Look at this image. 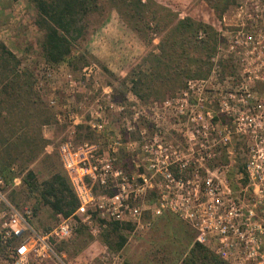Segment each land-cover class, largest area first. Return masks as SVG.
I'll use <instances>...</instances> for the list:
<instances>
[{
	"label": "rangeland",
	"instance_id": "obj_1",
	"mask_svg": "<svg viewBox=\"0 0 264 264\" xmlns=\"http://www.w3.org/2000/svg\"><path fill=\"white\" fill-rule=\"evenodd\" d=\"M154 2L178 18L189 17L214 30V51L209 58L202 59V67L207 64L210 71L204 79L181 77L177 79L180 84L152 82L148 73V77L142 75L141 86H135L138 93L135 95L132 83L140 75L138 70L146 74L148 61L159 54V38L165 31L151 22L147 25V36L138 38L130 28L128 0H96V11L85 19L84 38L72 47L75 57L85 54L84 61H78L73 67L67 63L52 66L53 79L43 81L39 90L40 82H35V78L45 62L38 49L42 35L33 24L34 8L28 0H0V44L18 60V72L31 73L34 100L49 117L40 127L45 158L32 161L33 147L19 146L23 152L16 150V155L12 154L16 156L12 165L14 177L10 182L0 180V214H7L4 200L16 210L31 208L29 226L35 231L47 232L58 223L59 217L53 216L46 207L38 206L33 211L37 203L20 182V166L27 162L38 180L48 176L50 162L57 164L64 174L55 146L70 132L73 121L70 137L74 145H95L106 156L110 154L107 147L118 144L112 167L127 177L132 175L135 186L141 184L135 177L137 174L148 177L152 173L147 170V154L143 148L149 149L155 141L167 152L177 150L183 157L186 166L179 174L182 180H190L198 187L199 197L203 198V184L210 179L220 189L223 200H230L243 214L251 212L254 222L264 221L261 212L264 210V0H234L220 15L203 0ZM148 10H157V7L151 6ZM164 23L165 20L159 27ZM197 35L202 38V33ZM242 35L250 36L251 41ZM180 49L175 47L174 61L165 60L159 65L160 72L165 68L170 70L173 63L180 68L184 66L185 61L178 57ZM142 60L146 63L136 68ZM89 65L93 68L92 74L84 80L80 70ZM65 74L83 84L78 93L67 90ZM4 99L0 100L1 106L8 104ZM49 99L54 100L53 106H48ZM89 112L104 123L102 132H93L87 126ZM17 116L0 123V130L12 125L15 128ZM132 158L135 164L131 163ZM18 164L21 165L18 167ZM241 164L252 179H244L238 171ZM114 183L112 179H107L104 186L93 183L91 192L111 195ZM146 183L149 187H144L133 202L140 208L136 223L119 224V231H114L109 225L114 222L102 224L92 213L97 232L92 237L78 219L70 218L71 236L56 246L61 251L55 250L61 241L54 242L56 257L29 264H182L197 244L194 232L185 220L168 210L159 215L152 213L151 208L159 200L158 186L163 182L153 177ZM241 222L235 223L238 231ZM119 237L124 240L121 247H118ZM233 243L235 246L225 260L216 253V240H211L206 247L200 245L207 251L209 261L204 263L198 255L195 264H247L238 234L233 237ZM11 246L12 242L0 243V264H8Z\"/></svg>",
	"mask_w": 264,
	"mask_h": 264
},
{
	"label": "built area",
	"instance_id": "obj_2",
	"mask_svg": "<svg viewBox=\"0 0 264 264\" xmlns=\"http://www.w3.org/2000/svg\"><path fill=\"white\" fill-rule=\"evenodd\" d=\"M244 39L251 41L250 36H244ZM92 69L90 65L83 67L80 76L87 80L92 74ZM39 70V76L35 78V82H40L37 84L38 90L43 81L49 82L53 79L54 73L53 67L46 63L42 64ZM63 79L65 87L71 94L78 93V90L83 88V84L70 74H65ZM47 103L48 106H53L55 102L49 99ZM88 115L89 129L96 133L102 132L104 123L97 119L95 113L89 112ZM56 119L58 121L57 117ZM71 123L74 126V122ZM73 126L69 128L70 132L67 136L55 146V153L78 203L75 214L90 236L94 237L97 233L96 226H93L92 213L96 214L102 224L104 222L136 223L140 208L133 202L139 193L143 192L144 187H149L146 182L154 177L163 182V185L158 186V204L151 208L154 215L168 210L185 220L191 226L195 242L199 245L206 247L211 240H216V253L223 260L227 259V253L235 246L233 237L238 234L243 246L245 262L264 264V221L262 220L263 224L254 222L251 212L247 213L248 215L243 214L233 207L230 200H223L219 193L220 189L213 186L210 179L203 184V198L199 197L198 187L190 180L181 179L179 173L185 169L186 162L177 150L167 152L166 148L155 141L149 149L145 146L143 149L147 154V170L152 173L148 177L144 173L137 174L135 177L141 181V184L135 186L132 175L127 177L121 170L112 167L117 143L107 147L110 154L107 153L106 156L100 154L95 145L87 143L74 145L70 137L73 134ZM153 146L155 150H152ZM131 163H136L134 158ZM174 166L176 168L173 172ZM247 178L252 179L249 172ZM254 178L260 179V176ZM107 179L115 182L113 193L94 195L91 192L92 184L104 186ZM3 208H6L7 214H0V242L13 244L7 256L8 264L43 262L49 257H56L53 251L54 242L64 241L71 236L69 223L71 217L59 218L53 228L42 233L29 226L32 219L31 208L22 207L16 210L4 200ZM261 212L264 214V210ZM237 220L242 221L240 231L235 224ZM89 264H103V262Z\"/></svg>",
	"mask_w": 264,
	"mask_h": 264
},
{
	"label": "trees",
	"instance_id": "obj_3",
	"mask_svg": "<svg viewBox=\"0 0 264 264\" xmlns=\"http://www.w3.org/2000/svg\"><path fill=\"white\" fill-rule=\"evenodd\" d=\"M28 1L32 4L35 12L33 24L42 34L38 49L44 62L51 66L67 63L68 66L73 67L78 61H84L85 54H79L75 57L72 55V47L74 43L84 38L86 32L85 19L96 11V0ZM203 1L212 9H216L219 15L234 2V0ZM128 4L130 28L138 38L147 36V25L151 22L155 24L157 29L163 28L165 31L164 35L159 38V54L151 57L148 61L150 66H147L146 74L138 70L140 75L132 83L135 95H138L135 86H141L142 75L148 77V73L153 78L152 82L169 84L182 83L177 80L181 77L185 80L208 77L210 70L207 64L202 67V59L206 60L214 51L216 33L210 26L194 21L189 17L178 18L165 8L158 6L154 0H128ZM151 6L157 7V10H148ZM163 20H165L164 26L159 27ZM158 33L160 35L161 30ZM198 33H202V38H198ZM175 47L181 48L178 57L185 61L184 66L180 68L178 64L174 65L173 63L170 70L165 68L163 72H160L162 69L159 65L164 63L163 61H174ZM193 58L194 60H192ZM143 62L146 63L142 60L135 67L139 68ZM193 63L194 65H192ZM18 64L16 57L0 44V100L5 98L4 100L8 101L7 106L0 105V123H4L5 120L11 121V117H16L18 114V123H15V128L12 125L7 130H0V180L4 183L10 182L14 177L12 165L16 162V156L13 155H16V150H20L19 146L26 149L33 147L31 151L34 155L32 161L46 157L43 154L45 141L40 134V127L48 122L49 117L45 111L37 106L38 103L34 100L33 76L29 71L18 72ZM13 111L16 112L14 116L10 114ZM22 152L19 151V153ZM20 165L18 164V167ZM28 166L27 162H23L20 166L22 171L20 182L37 203L33 211L35 212L38 206L46 207L53 216L78 219V215L75 214L78 206L77 200L65 174L61 173L57 164L50 162L48 176L42 180H38L36 174ZM237 169L245 179L247 177L245 165L241 164ZM109 225L114 231H119L121 227L117 223ZM118 239V247H121L124 240L121 237ZM61 243L63 242L55 245L56 251L62 250L56 247ZM206 254L207 251L203 247L194 244L186 256L187 258L185 257L181 263L195 264L198 255L205 263L209 261ZM213 261L216 260L213 259Z\"/></svg>",
	"mask_w": 264,
	"mask_h": 264
},
{
	"label": "crops",
	"instance_id": "obj_4",
	"mask_svg": "<svg viewBox=\"0 0 264 264\" xmlns=\"http://www.w3.org/2000/svg\"><path fill=\"white\" fill-rule=\"evenodd\" d=\"M38 33H39L40 35H42L41 32H38Z\"/></svg>",
	"mask_w": 264,
	"mask_h": 264
}]
</instances>
